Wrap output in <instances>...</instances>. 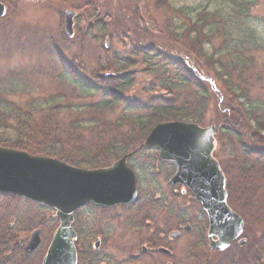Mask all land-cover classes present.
<instances>
[{"label":"rangeland","instance_id":"374dc122","mask_svg":"<svg viewBox=\"0 0 264 264\" xmlns=\"http://www.w3.org/2000/svg\"><path fill=\"white\" fill-rule=\"evenodd\" d=\"M2 1L9 6V10L7 16L0 21V77L10 70H15L20 73L18 83H22L17 91L7 93L9 97L12 96L22 103L25 97L29 98L30 95L46 99L54 88L61 85L69 92L76 90L82 95L80 99L70 100L75 107L80 105L79 108L82 109L98 103L100 97L95 94L88 97L87 92L74 83L69 74L71 67L79 68L80 73L84 75L95 77L92 79L97 82V72L115 73L123 80L130 79L132 84L123 89L124 98L120 97L121 104L103 112L98 111V116L104 125L103 129L106 130V133L103 130V138L110 140L116 137L127 141L162 122L156 120L162 117L161 115L150 114L144 110L145 107L149 106L152 113L151 109L159 106L175 105L185 109L187 104L188 110L182 121L198 122L202 126L214 124L217 128H226L217 135L218 148L215 153L222 168L226 170L228 190L231 189V204L242 214L246 223L244 237H247L249 242L242 250H248L253 240L255 247L264 244V121H261L264 118L259 117L264 115V0H255L251 13L248 12L247 15L240 10H232L231 0ZM174 8L180 9L179 12ZM68 9L77 12L73 36H69L65 29V11ZM204 9L207 10L206 14L214 15L216 24H209L208 18V24L201 29L203 20L197 26L194 20L198 15L201 17ZM209 27L215 31L213 38L206 35ZM246 28H251L255 40H258L257 44L246 35L249 44L240 42L232 47L238 49L235 50L237 54L242 52L251 57L246 64L248 70L240 77V72L235 69H226L233 75L232 79L229 78L231 86H226L225 80L228 77L225 74L217 78L215 85L204 81V78L199 80L195 77V80L206 88L203 93L206 96V106H203V101L197 99L198 89L193 84H186L182 66L187 72H196L197 75L195 64L208 62L209 54L227 43V35L232 34L233 40V36L244 38ZM196 29L201 30L203 34H198ZM50 44L52 48L46 47ZM58 52L63 53L64 61H59ZM208 64L211 66L209 62ZM211 68L212 73H219L212 66ZM253 70L255 73L252 76ZM258 75L261 76L263 89L258 85ZM243 93L248 96L242 98ZM21 94H25V97ZM257 99L259 101H254ZM247 103L249 108L252 106L254 109L256 119L244 111ZM147 115H150L147 119L149 125L156 122L153 126L145 127L144 124L134 122V119ZM194 115H198L201 120H197ZM94 116L95 113L88 112L84 113L83 117L90 120ZM174 117L171 113L168 118L162 119L164 121ZM63 119L66 120L64 117ZM228 128L235 132L234 136L229 133ZM6 135L16 137L12 131ZM86 143L84 147L94 149L91 155L103 156V161L108 164L122 156V153L113 152L110 148L102 152L108 147L99 148L101 145L96 142H90L89 146ZM71 144L77 148L74 143ZM102 145H107V142ZM76 150L78 153L83 152ZM153 160L157 162L154 152L144 151L131 161L136 171H142L139 186L144 195V203L151 200V189L155 185L152 184L155 181L153 175L157 170ZM165 164L166 162L161 163V167ZM246 167L250 173H247ZM171 168L166 166L165 179H161L163 173L159 178L162 182L158 188L167 196L171 195L170 192L174 188L168 181ZM260 180L263 182H259ZM156 197L162 199L159 194ZM177 200L179 209L178 197ZM171 201L174 202L173 195ZM180 203L185 207L183 213L187 222L195 220V228L182 240L172 243L175 255L173 262L197 264L195 259L190 258L192 248L206 251L208 246L206 240V247H200L199 244L204 241L197 239L196 235L198 230L202 236L205 234L203 214L193 199L187 196ZM0 204L31 213L35 215L34 220L52 213L51 210L24 199L9 200L0 197ZM177 212V209L171 208L172 224L175 223ZM38 215L39 217H36ZM51 223L53 221L47 222L48 225ZM24 227L25 224L21 226V230ZM27 233L19 232L20 235ZM50 240L48 234L42 239L43 255ZM129 244L126 241L122 244L123 255L130 247ZM206 253L213 254L217 262L224 260L223 255H217L214 251Z\"/></svg>","mask_w":264,"mask_h":264},{"label":"trees","instance_id":"16d2710c","mask_svg":"<svg viewBox=\"0 0 264 264\" xmlns=\"http://www.w3.org/2000/svg\"><path fill=\"white\" fill-rule=\"evenodd\" d=\"M254 1L255 0H231L232 10H235L236 12H239L240 10V12L247 15L248 12L251 13V10L254 7ZM178 10L180 9H175V11L179 12ZM181 12L183 13V11ZM201 13V17L198 15V18H195L194 20L196 22L194 23L196 26L200 24L201 20H203L200 24L201 29H203L204 25L209 22L208 18H210L209 24H216V19L213 17L214 15L206 14V9H204ZM192 20L193 17L190 18V22H192ZM120 23H122V21ZM212 28L215 27L212 26ZM209 29L210 30L206 33V35L209 38H213L212 34H214L215 31L214 29H211V27H209ZM245 31L246 34L244 38L233 36L235 37L233 40L232 34L227 35V43H224L225 45L223 44L222 48H219L215 52H211L208 56V62L213 68H215L214 70L219 72H216V75H219L218 78H221L220 76L223 74L228 77L225 80L226 86H231V79L233 76L226 69H235L237 72H240V77H243L245 72L248 70L246 64L251 57L241 51V53L237 54L235 50L238 49L233 48L234 45H237L240 42L249 44L246 35H249L248 38L253 41L250 36L251 29L246 28ZM197 33L203 34L201 30H197ZM255 44L257 43L255 42ZM46 47L52 48L51 44ZM224 51H227V53ZM62 54V52H58L57 54V57L60 59L59 61H64ZM208 62H206L207 65H209ZM65 68L68 70L67 67ZM182 68L183 76L187 81L186 84H193L198 89L197 99L203 101V106H206V101L204 99L206 96L203 94L205 93L206 88L202 87L198 80H195V75L191 74L193 76L192 77L189 74V71L187 72L183 66ZM254 73L255 72L253 70L251 72L252 76ZM69 74L73 78L74 83L79 88L87 92L88 97H90V94H95L100 97L101 102L99 101L98 103L90 104L82 109L79 108L80 105L75 107L70 100L80 99L82 98V95L76 90L69 92L59 85L54 88L52 94L46 99L34 97L33 95H30V97L27 98L25 97V94H21L22 97H25L23 100L24 103H22L19 100L13 99L12 96L9 97V94L7 95V93L15 92L22 86V83H18L17 81V79L20 78V73L15 70H10L0 77V145L26 150L33 154L59 157L74 165L88 167L105 166L108 163L103 161V156L98 157L97 154L91 155L90 153H92L94 149L84 147L85 142H87L86 145L88 146L90 145V142L100 144L101 146H99V148L107 146L108 148L103 149L102 152H105L110 148L111 151L122 154L142 145L149 131L143 130L142 133L128 141L118 139L116 137L106 140L102 136L103 130L105 133L106 130L103 129L104 125L99 120L100 117L98 116V111L103 112L107 110V108L114 107L119 103L121 104V98H124V96H122L123 89L132 84L130 79L123 80L122 77H118L120 75H117V77L114 78H109L104 76L103 73L97 72V78L99 80V82H97L93 80L95 77L80 73V69L77 67H71ZM260 77L261 76L258 75V85L263 89ZM182 80L184 79L182 78ZM241 96L242 98H246L248 95L243 93ZM254 101L259 100L257 99ZM248 104L249 103L246 104V109L244 111L250 117H254L256 113L252 106L249 108ZM189 107L191 108L190 104ZM258 108H260V106H258ZM144 110L148 111L150 114L161 115L163 118H168L169 115L173 113L175 115L174 118L164 120L168 121L172 119H183V116H186L185 112H187L188 109L186 104L185 109L174 105L152 108V113L149 110V106L145 107ZM88 112L95 113L94 118L86 120L83 116L84 113ZM149 116L150 115L139 117L134 119V122L141 125L144 124L145 127H151L156 122L154 121L149 125L147 121ZM63 117L66 120H64ZM162 117H158L156 120L163 122ZM194 117L197 120H201L198 115H194ZM259 117L264 118V115H260ZM254 118L256 119V117ZM227 120L228 119H226V121ZM9 131H12L16 137L6 135ZM229 133L233 136L235 134L233 130H230ZM105 142H107V145H102L105 144ZM71 143H74L77 148H75V146L72 147ZM76 149L83 152L78 153ZM250 172L251 171L247 168V173ZM259 182L263 181L260 180ZM229 190L231 193V189ZM5 199L12 200L13 198ZM230 202L232 203L231 200ZM261 204L262 202L260 205ZM27 213L23 210H17L12 206L0 204V264L36 263V260L33 257H27L23 246L19 243L18 238L19 232H28L30 227L36 225V221L31 218L30 213ZM12 223H15V227L13 228L11 227ZM23 224H25V227L21 230V226ZM202 240L204 241V237H202ZM254 244L255 241L253 240V243L250 244L248 250L246 251H243L242 248L234 246L225 254L224 260L218 262L213 254H205L202 253L201 250L195 256L196 260L202 264H264V244H259L257 247H255ZM253 245L254 247L251 249Z\"/></svg>","mask_w":264,"mask_h":264},{"label":"water","instance_id":"95a60500","mask_svg":"<svg viewBox=\"0 0 264 264\" xmlns=\"http://www.w3.org/2000/svg\"><path fill=\"white\" fill-rule=\"evenodd\" d=\"M6 12L7 7L0 2V18ZM74 16L73 10L65 13L66 30L71 36ZM215 132V125L203 128L196 123L164 122L150 131L144 145L157 147L162 159L177 163L179 170L172 182H182L191 188L209 217L210 247L224 250L241 236L244 221L227 203V180L213 156ZM131 154H125L109 168L86 170L56 158L0 147V194L22 196L50 206L57 209L61 218L43 264H75L70 220L77 207L87 202L112 207L135 200V176L127 164ZM40 243V231L35 230L27 251L32 253ZM245 243L246 239L238 242Z\"/></svg>","mask_w":264,"mask_h":264},{"label":"flooded vegetation","instance_id":"af4514ba","mask_svg":"<svg viewBox=\"0 0 264 264\" xmlns=\"http://www.w3.org/2000/svg\"><path fill=\"white\" fill-rule=\"evenodd\" d=\"M177 186H171L176 196H188L187 187ZM182 200L179 198V209L173 205L178 210L174 224L171 214L165 210L158 213L155 207L124 205L103 209L90 204L80 207L72 222L76 232L75 264H176L172 243L182 240L194 228L192 221L190 231H185ZM173 231L178 233L176 238ZM124 241L130 247L123 255Z\"/></svg>","mask_w":264,"mask_h":264}]
</instances>
